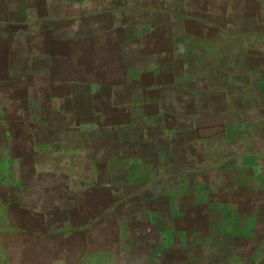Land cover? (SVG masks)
Segmentation results:
<instances>
[{
	"label": "crops",
	"instance_id": "1",
	"mask_svg": "<svg viewBox=\"0 0 264 264\" xmlns=\"http://www.w3.org/2000/svg\"><path fill=\"white\" fill-rule=\"evenodd\" d=\"M0 12L2 34L10 42L7 44L22 45L13 52L17 59L28 61V69L46 74L66 68L72 74L102 78L83 83L81 90L63 97L61 107L70 102V107L86 108L91 119L96 118V108L152 109L156 133L151 138L150 153L154 171L163 164L167 172L172 166L184 169L185 163L175 164L173 159L186 149L199 157L198 162L206 163L207 152L192 145L203 138L213 119L219 124L215 138H223L224 130L225 134H246L250 170L261 171L258 179L264 191V0H1ZM127 61H134L130 67L146 84L134 86L127 80ZM112 69L117 79H110ZM147 76L151 81L147 82ZM104 112L97 115L100 120L111 121V112ZM127 116L125 113L123 122L127 123ZM72 118L79 123V115ZM46 136L40 139L51 138ZM145 140L140 138L141 143ZM62 147L61 143L54 148ZM70 151L78 158L79 142ZM234 154L239 156L238 151ZM176 177L169 175L165 186L184 192L188 181L179 174ZM66 178L64 175L52 185L43 177L17 184L19 192L33 194L29 204L17 203V210L38 221V228L29 225L21 231L25 239L12 251L18 264H88L93 259L87 254L92 233L86 223L95 218L96 210L87 205V191L79 197ZM160 180L159 175L152 180L157 194L150 199L151 206L175 198L160 197ZM23 199L20 197L27 203ZM57 213L77 220L74 237L48 245L46 220ZM151 214H155L153 208ZM172 240L164 245L161 264H173L169 258L176 253L180 264H188L195 257L202 264H239L237 253L233 260L232 255L209 252L206 246L192 249ZM256 246L240 264H264L258 252L254 253ZM71 250L75 253L72 262L61 256ZM125 251L124 245L108 248L106 264H131L127 256L134 255V261L140 256L136 247L127 256ZM195 251L199 254L194 257ZM112 257L117 258L114 263ZM149 264H159V257Z\"/></svg>",
	"mask_w": 264,
	"mask_h": 264
},
{
	"label": "rangeland",
	"instance_id": "2",
	"mask_svg": "<svg viewBox=\"0 0 264 264\" xmlns=\"http://www.w3.org/2000/svg\"><path fill=\"white\" fill-rule=\"evenodd\" d=\"M1 34L2 29L0 264H18L12 251L25 239L21 231L29 225L38 228V221L29 219L17 210V203L21 206L29 204L33 195L22 190L19 192L17 184H29L43 177L48 185H52L64 179V175L79 197L86 195L87 191V205L89 209L94 207L96 210L95 218L87 223L80 222L88 224L92 233L87 254H92L93 259L88 264L108 263L107 249L115 250L122 245L126 248V256L135 247L139 251L140 256L136 261L134 255L127 256L132 259L131 264H149L156 256L161 264L164 259L162 250L168 239L189 245L192 249L201 250L206 246L209 252L232 255L233 260L237 253L239 264L257 245L254 253L258 252L259 260L264 261V191L258 179L261 171L250 170V159L245 150L246 134L230 131L225 134L224 130L223 138H215L219 124L212 119L203 138L192 145L197 150L207 152L206 163L203 160L199 163V157L193 151L177 146V149L186 150L176 151L182 152V155H176L174 163H185L187 168L172 166L167 172L163 164L156 172L150 153L151 138L156 133L151 122V108H96V118L91 119L88 116L92 114L86 108L70 107V102H65L68 104L61 107L63 97L81 90L83 83L97 82L102 78L72 74L66 68L46 74L30 70L28 61L17 59L13 52L21 50L22 45L7 44L10 42ZM207 53L211 54L209 49ZM125 65L127 80L134 86L142 84L144 78L130 67L134 61H127ZM147 66L151 70L152 63L149 62ZM117 78L112 69L110 79ZM150 79L151 76L146 77L147 82ZM149 85H146L147 88ZM45 102L46 107L43 106ZM103 112H111L112 116L114 112L117 114L110 117L111 121L104 122L97 116ZM125 113L129 117L127 123L123 122ZM76 115H79V123L72 118ZM43 133L51 138L40 139ZM142 136L146 140L141 143ZM76 142H79L78 158L70 151ZM61 143L62 150H56L54 147ZM236 151L239 156L234 154ZM177 174L188 181L184 192L165 186L169 175H174L176 179ZM156 175H159L162 184V188H158L160 197L161 194L167 198L174 195L173 202L165 200L151 206L150 199L157 194L152 184ZM20 197L27 203L21 202ZM140 199H143L142 207L139 205ZM151 208L156 215L151 214ZM76 223L77 220H71L69 215L62 213L47 218L45 243L49 245L74 237ZM66 246L73 248L71 243ZM193 253L194 257L199 254L198 251ZM61 256H67L70 262L75 259L72 250L61 253ZM177 258L176 253L169 258L173 262H169L180 264ZM116 260L115 257L110 259L111 263ZM191 260L188 264H202L195 261L200 260L198 257Z\"/></svg>",
	"mask_w": 264,
	"mask_h": 264
}]
</instances>
